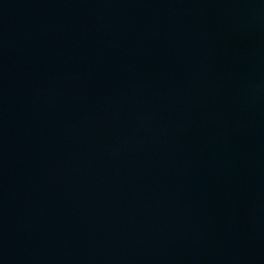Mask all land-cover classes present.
I'll return each instance as SVG.
<instances>
[{"label": "water", "instance_id": "obj_1", "mask_svg": "<svg viewBox=\"0 0 264 264\" xmlns=\"http://www.w3.org/2000/svg\"><path fill=\"white\" fill-rule=\"evenodd\" d=\"M0 264H264V0H0Z\"/></svg>", "mask_w": 264, "mask_h": 264}]
</instances>
